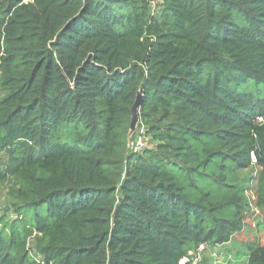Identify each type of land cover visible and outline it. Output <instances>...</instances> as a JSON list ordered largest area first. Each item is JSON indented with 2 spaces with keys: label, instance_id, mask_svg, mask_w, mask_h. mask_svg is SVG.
Listing matches in <instances>:
<instances>
[{
  "label": "trees",
  "instance_id": "1",
  "mask_svg": "<svg viewBox=\"0 0 264 264\" xmlns=\"http://www.w3.org/2000/svg\"><path fill=\"white\" fill-rule=\"evenodd\" d=\"M251 166L263 206L264 0H0V264H180Z\"/></svg>",
  "mask_w": 264,
  "mask_h": 264
},
{
  "label": "rangeland",
  "instance_id": "2",
  "mask_svg": "<svg viewBox=\"0 0 264 264\" xmlns=\"http://www.w3.org/2000/svg\"><path fill=\"white\" fill-rule=\"evenodd\" d=\"M155 5L152 6L151 13L158 16L159 8ZM139 123L132 135L130 145L134 146L141 137L144 148H152L154 144L151 143L149 137L143 135L144 128ZM259 172L260 169L256 166L239 172L241 185L237 191V200L240 210L236 220L237 231L230 242L216 247L204 244L198 253L196 250L190 251L188 257L192 258L190 259L192 264L195 260V264H245L249 252L264 245V205L257 204L256 193ZM7 192V186L4 183L0 184V215L11 203Z\"/></svg>",
  "mask_w": 264,
  "mask_h": 264
},
{
  "label": "water",
  "instance_id": "3",
  "mask_svg": "<svg viewBox=\"0 0 264 264\" xmlns=\"http://www.w3.org/2000/svg\"><path fill=\"white\" fill-rule=\"evenodd\" d=\"M142 100L141 94H138L132 108H131V122H130V129H129V138L132 137L134 134V131L137 127V124L139 122V108H140V103Z\"/></svg>",
  "mask_w": 264,
  "mask_h": 264
},
{
  "label": "built area",
  "instance_id": "4",
  "mask_svg": "<svg viewBox=\"0 0 264 264\" xmlns=\"http://www.w3.org/2000/svg\"><path fill=\"white\" fill-rule=\"evenodd\" d=\"M130 147H131V149H132L133 152H142L143 149H145L144 148V143H143L141 137L137 140V143L134 146L133 145L132 146L130 145ZM253 162H254V159H253ZM203 246H204V244L203 245L201 244L200 246L197 247V249H198V250L196 249L197 253L202 249ZM194 255H196V254L194 253ZM197 255H199V254H197ZM190 259H192V258H189V257L182 258L180 260V264H185L186 262H191V264H192V260H190ZM195 262H196V260L193 263L195 264Z\"/></svg>",
  "mask_w": 264,
  "mask_h": 264
}]
</instances>
